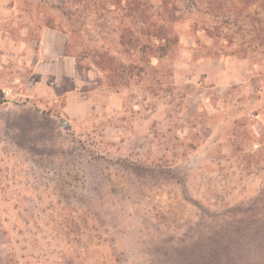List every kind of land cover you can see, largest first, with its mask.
<instances>
[{"label": "rangeland", "instance_id": "rangeland-1", "mask_svg": "<svg viewBox=\"0 0 264 264\" xmlns=\"http://www.w3.org/2000/svg\"><path fill=\"white\" fill-rule=\"evenodd\" d=\"M0 264H264V0H0Z\"/></svg>", "mask_w": 264, "mask_h": 264}, {"label": "crops", "instance_id": "crops-1", "mask_svg": "<svg viewBox=\"0 0 264 264\" xmlns=\"http://www.w3.org/2000/svg\"><path fill=\"white\" fill-rule=\"evenodd\" d=\"M37 57L34 72L38 76L39 95L53 100L59 96H67L69 100L74 93L81 94L85 100L92 98L97 88L94 87V79L90 74L81 72L76 58L67 53V36L64 33L46 28ZM44 90L49 92L44 94Z\"/></svg>", "mask_w": 264, "mask_h": 264}, {"label": "trees", "instance_id": "trees-1", "mask_svg": "<svg viewBox=\"0 0 264 264\" xmlns=\"http://www.w3.org/2000/svg\"><path fill=\"white\" fill-rule=\"evenodd\" d=\"M160 29L165 31V29L163 27H161ZM178 41L179 40L177 39V37L168 38L164 35V32H163V35L160 36V46H159L161 56L166 55L168 53L167 52L168 48L171 45H176L178 43ZM123 43H124V41H121V44H123ZM71 48H72L71 44L67 43V53L75 56V54L71 51Z\"/></svg>", "mask_w": 264, "mask_h": 264}, {"label": "water", "instance_id": "water-1", "mask_svg": "<svg viewBox=\"0 0 264 264\" xmlns=\"http://www.w3.org/2000/svg\"><path fill=\"white\" fill-rule=\"evenodd\" d=\"M65 125H67L68 123L67 122H64Z\"/></svg>", "mask_w": 264, "mask_h": 264}]
</instances>
